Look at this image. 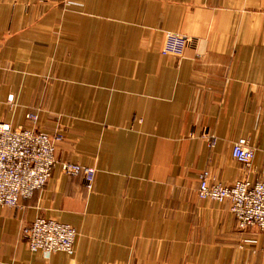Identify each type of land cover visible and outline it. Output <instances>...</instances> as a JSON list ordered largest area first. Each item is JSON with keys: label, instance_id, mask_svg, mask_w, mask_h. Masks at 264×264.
Returning <instances> with one entry per match:
<instances>
[{"label": "crops", "instance_id": "obj_1", "mask_svg": "<svg viewBox=\"0 0 264 264\" xmlns=\"http://www.w3.org/2000/svg\"><path fill=\"white\" fill-rule=\"evenodd\" d=\"M194 10L209 38L161 56ZM29 106L63 140L44 187L0 210V264H264V235L196 198L202 171L240 178L239 139L264 179V0H0V122L28 127ZM66 161L95 169L90 190ZM38 216L76 229L72 255L28 251Z\"/></svg>", "mask_w": 264, "mask_h": 264}, {"label": "built area", "instance_id": "obj_2", "mask_svg": "<svg viewBox=\"0 0 264 264\" xmlns=\"http://www.w3.org/2000/svg\"><path fill=\"white\" fill-rule=\"evenodd\" d=\"M191 43L187 36L168 33L159 52L162 56L181 60ZM35 119L33 115H26V120L32 123ZM209 139L211 146H214L215 137L209 136ZM62 140L63 136L59 132L47 134L33 128L12 127L0 122V210L18 208L22 201L30 199L47 183L56 164V147ZM231 156L248 171L255 149L248 140L239 139L232 145ZM60 169L63 175L82 177L88 190L92 188L94 168L62 162ZM196 196L199 200L227 202L239 230L257 229L264 233V180L245 177L225 185L218 182L209 171H202L198 175ZM21 237L28 251L40 253L48 259L59 252L72 255L76 231L69 224L58 220L37 217L23 226Z\"/></svg>", "mask_w": 264, "mask_h": 264}, {"label": "rangeland", "instance_id": "obj_3", "mask_svg": "<svg viewBox=\"0 0 264 264\" xmlns=\"http://www.w3.org/2000/svg\"><path fill=\"white\" fill-rule=\"evenodd\" d=\"M66 1V0H65ZM199 10V9H197ZM197 10H194L190 13H188L187 15H184V17L182 18V22H181V26L180 28L177 30V31H165L163 33V38H162V44L161 46L159 47V51L161 49V47L163 46V43H164V39H165V35L166 34H182L184 36H187L189 39H191V45H194L197 41L199 40H207L209 38V35L211 33V17H212V12L211 13H207L205 12L206 14L204 15H201L200 13L196 12ZM162 56V55H161ZM165 57V56H164ZM172 57V56H170ZM174 58V57H173ZM177 60V59H176ZM179 61V60H178ZM44 81H46L47 85L50 84L51 82V79L49 78H43ZM15 96L13 94H9L6 98V104H7V107H9L10 110L14 109V105H15ZM41 110V111H46V112H49V110H47L46 108L45 109H41V108H38V107H35V106H29L27 107V110H26V113L24 115V118H25V121L26 122H29L30 125L27 127V128H33L34 130L36 131H41V132H44L42 130H39L37 128V122H38V119H39V115H38V111ZM26 115H33L36 117L35 119V122L32 123L28 120H26ZM61 116V115H60ZM58 120V119H56ZM2 123H5V122H2ZM7 124H10V123H7ZM11 125V124H10ZM12 126V125H11ZM21 126V125H19ZM19 126H16V127H19ZM13 127V126H12ZM15 127V126H14ZM22 127V126H21ZM25 127V126H24ZM62 129L60 127H57V129H55V131H53L52 133H47V134H53L55 132H59L61 133V135L63 136V133L61 131ZM46 133V132H44ZM202 138H203V135H202ZM255 157V156H254ZM67 162V161H66ZM236 162V161H235ZM71 163V162H70ZM237 163V162H236ZM71 164H75V163H71ZM238 164V163H237ZM253 164V162H252ZM239 165V164H238ZM240 169H241V176L240 178L236 179L235 181L237 180H241L245 177H248L249 176V172L251 173L252 170V166H251V169L250 170H245L241 165H239ZM205 171H208V170H205ZM62 173V172H61ZM211 174V173H210ZM213 176V175H212ZM214 177V176H213ZM215 178V177H214ZM249 178V177H248ZM216 179V178H215ZM250 179V178H249ZM217 180V179H216ZM250 180H264V179H250ZM234 182V181H233ZM232 182V183H233ZM230 183V184H232ZM225 185H229V184H225ZM44 187V186H43ZM86 189L88 190V188L86 187ZM33 196V195H32ZM31 196V197H32ZM30 197V198H31ZM197 198V196H196ZM198 199V198H197ZM29 200V199H28ZM201 201H205L207 202V204H209L210 206L212 205H217L219 207L222 208L223 211H225L228 215L231 213L229 212V207H228V203L225 202V203H216V202H213V201H206V200H201ZM38 217H43V216H38ZM232 217V216H231ZM37 218V217H36ZM43 218H46V217H43ZM53 219V218H52ZM56 220V219H55ZM234 220V219H233ZM233 226H234V231H235V234L237 233V235L239 237H243L247 234H249L250 231H256L258 234H262L264 235V233L258 231L257 229H247V230H239L236 226V223L235 221H233ZM71 226V225H70ZM73 227V226H72ZM74 228V227H73ZM75 229V228H74ZM76 231V229H75ZM76 236H77V232H76ZM76 239V237H75ZM253 242V241H252ZM24 243V241H23ZM30 252V251H29ZM74 253V252H73ZM40 254V253H38ZM41 255V254H40Z\"/></svg>", "mask_w": 264, "mask_h": 264}]
</instances>
